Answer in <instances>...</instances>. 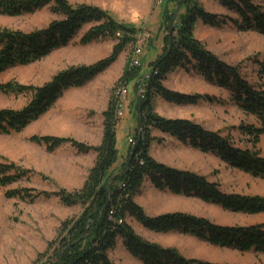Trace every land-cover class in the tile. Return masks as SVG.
I'll return each instance as SVG.
<instances>
[{
  "label": "rangeland",
  "instance_id": "1",
  "mask_svg": "<svg viewBox=\"0 0 264 264\" xmlns=\"http://www.w3.org/2000/svg\"><path fill=\"white\" fill-rule=\"evenodd\" d=\"M70 4L97 6L106 11L116 22L135 31L136 42L117 52L114 60L82 87L69 88L39 118L18 132L0 134V162L13 163L25 172L24 177L6 187L0 186V264H32L37 258L52 251L63 221L76 218L81 206H65L52 193L61 189L71 192L81 188L88 170L95 161V153H80L70 143H63L53 150L31 140L32 135H52L75 139L87 145H98L102 137V112L117 97L119 88L126 87V96L120 101L121 114L117 118V161L110 172L119 175L125 162L130 143L137 129L138 96L144 92L143 82L152 72V64L167 49V23L172 16L184 11L180 0H67ZM197 5L218 17L238 20L235 12L222 7L216 0H193ZM264 7V0H251ZM180 9V10H179ZM179 10V11H178ZM58 18L48 6L33 13L9 16L0 14V28L31 31ZM92 24L84 25L69 42L40 60L16 65L0 73V83L13 82L39 86L54 74L71 66L90 65L107 59L118 41L114 38L99 39L80 44L79 38ZM193 35L207 50L226 64L236 66L241 76L252 85L264 88V34L241 29L227 22L221 27L209 26L201 20L193 25ZM134 65L133 78L126 85L120 81L125 70ZM165 87L185 94L202 95L194 104L169 103L155 96L154 111L165 118H186L202 127L230 135L239 147L252 148L247 135L236 128L239 125L260 126L258 119L247 115L231 99L227 90L207 83L201 76L185 68L169 72L163 81ZM30 99V94L0 92V108L19 109ZM159 140L151 143L150 155L168 166L189 170L218 184L225 193L263 195L264 179L238 170L219 157L194 149L174 137L152 132ZM131 140V142H130ZM255 150L264 157V132L260 134ZM34 189L41 194L36 198H6V189ZM34 193V192H33ZM134 200L149 216L179 211L204 216L224 225H249L264 222V213L246 214L231 212L205 203L196 197L175 195L160 191L145 180ZM134 231L144 239L164 247H174L183 256L210 262L234 264H264V254L259 251L240 252L235 249L210 245L194 236L177 233H156L145 230L134 219H127ZM114 264H142L124 248L121 238L109 251ZM47 263L46 258L39 261Z\"/></svg>",
  "mask_w": 264,
  "mask_h": 264
},
{
  "label": "trees",
  "instance_id": "2",
  "mask_svg": "<svg viewBox=\"0 0 264 264\" xmlns=\"http://www.w3.org/2000/svg\"><path fill=\"white\" fill-rule=\"evenodd\" d=\"M216 1L235 12L238 20L218 17L205 11L193 0H180L179 8L184 7L183 13L168 19L167 49L154 61L152 72L143 82L144 92L139 94L137 103V129L125 164L120 166L119 175L113 176L110 172L118 157L115 140L117 97L102 112V137L98 145H87L68 137L31 136L33 142L44 144L50 151L63 143H70L78 152H93L96 156L81 188L71 192L61 189L52 193L63 205H80L82 210L78 217L62 222L52 251L42 255L46 258L45 264H114L109 251L114 249L118 238L122 239L125 250L142 264H234L187 258L174 247H164L139 236L127 222L128 218L152 232L183 233L213 246L264 254V222L224 225L204 216L179 211L149 216L134 200L143 182L148 180L157 190L196 197L227 211L264 213L263 195L225 193L217 183L210 182L195 172L168 166L155 160L149 153L151 143L160 141L152 133L157 131L194 149L211 153L253 177L264 179V157L254 149L260 134L264 132V88L247 82L236 66L221 61L193 35L196 20L214 27H221L229 22L241 29L264 34V7L251 0ZM45 6L58 18L50 20L44 27L28 32L0 28V73L16 65L40 60L52 51L68 45L86 24L92 25L79 38L80 44L105 38H114L118 43L107 59L90 65L71 66L57 72L42 85L9 81L0 83L2 93L30 94L27 104L19 109L0 108V134L20 131L45 113L65 90L82 87L105 69L117 52L136 42L133 28L114 21L106 11L97 6L73 5L67 0H0V14L16 16L33 13ZM130 62L132 64V59ZM131 66L120 78L125 85L134 76V65ZM179 67L201 76L207 83L227 90L230 99L245 114L258 119L259 127L244 124L236 128L241 134L248 136L252 148L239 147L229 134L223 135L206 129L190 119L165 118L154 111L152 100L155 96L178 105L194 104L201 98L208 100L209 97L185 94L164 86L166 75ZM23 175L25 172L13 163L0 162V186L15 183ZM41 194L47 195L27 188L4 191L6 198L33 199ZM42 259L40 256L32 264H42L39 262Z\"/></svg>",
  "mask_w": 264,
  "mask_h": 264
},
{
  "label": "built area",
  "instance_id": "3",
  "mask_svg": "<svg viewBox=\"0 0 264 264\" xmlns=\"http://www.w3.org/2000/svg\"><path fill=\"white\" fill-rule=\"evenodd\" d=\"M132 64L133 65H137L138 64V60L136 59H132ZM126 87L123 86L121 88H119L118 90V93H117V104H116V107H117V116L121 114V110H120V106H121V99L124 98L126 96ZM122 107V106H121ZM131 142V140H130Z\"/></svg>",
  "mask_w": 264,
  "mask_h": 264
},
{
  "label": "water",
  "instance_id": "4",
  "mask_svg": "<svg viewBox=\"0 0 264 264\" xmlns=\"http://www.w3.org/2000/svg\"><path fill=\"white\" fill-rule=\"evenodd\" d=\"M138 120H139V118H138ZM130 158H131V151H130V155H129V159H130ZM129 159H128V160H129ZM124 164H125V162L122 163V165H124Z\"/></svg>",
  "mask_w": 264,
  "mask_h": 264
},
{
  "label": "crops",
  "instance_id": "5",
  "mask_svg": "<svg viewBox=\"0 0 264 264\" xmlns=\"http://www.w3.org/2000/svg\"><path fill=\"white\" fill-rule=\"evenodd\" d=\"M146 230V229H145ZM147 231H149V230H147ZM151 232V231H150Z\"/></svg>",
  "mask_w": 264,
  "mask_h": 264
}]
</instances>
